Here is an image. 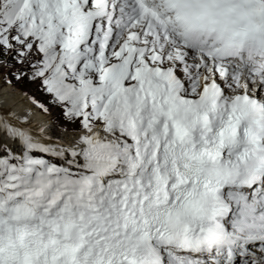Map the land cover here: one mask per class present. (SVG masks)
I'll return each mask as SVG.
<instances>
[{
    "label": "snow or ice",
    "instance_id": "snow-or-ice-1",
    "mask_svg": "<svg viewBox=\"0 0 264 264\" xmlns=\"http://www.w3.org/2000/svg\"><path fill=\"white\" fill-rule=\"evenodd\" d=\"M249 47L264 0H0V264H264Z\"/></svg>",
    "mask_w": 264,
    "mask_h": 264
},
{
    "label": "bare ground",
    "instance_id": "bare-ground-1",
    "mask_svg": "<svg viewBox=\"0 0 264 264\" xmlns=\"http://www.w3.org/2000/svg\"><path fill=\"white\" fill-rule=\"evenodd\" d=\"M26 98L17 95H12L6 91L5 88H0V100H7L8 103L22 108L26 105Z\"/></svg>",
    "mask_w": 264,
    "mask_h": 264
},
{
    "label": "rangeland",
    "instance_id": "rangeland-1",
    "mask_svg": "<svg viewBox=\"0 0 264 264\" xmlns=\"http://www.w3.org/2000/svg\"><path fill=\"white\" fill-rule=\"evenodd\" d=\"M26 100V99H25ZM26 103H27V100H26Z\"/></svg>",
    "mask_w": 264,
    "mask_h": 264
}]
</instances>
